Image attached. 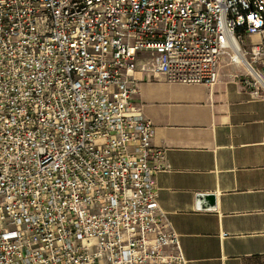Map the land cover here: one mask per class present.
I'll return each mask as SVG.
<instances>
[{
	"label": "built area",
	"instance_id": "2783aa9c",
	"mask_svg": "<svg viewBox=\"0 0 264 264\" xmlns=\"http://www.w3.org/2000/svg\"><path fill=\"white\" fill-rule=\"evenodd\" d=\"M234 49L264 76V0H0V264H187L134 74L211 86Z\"/></svg>",
	"mask_w": 264,
	"mask_h": 264
},
{
	"label": "crops",
	"instance_id": "0c3cea01",
	"mask_svg": "<svg viewBox=\"0 0 264 264\" xmlns=\"http://www.w3.org/2000/svg\"><path fill=\"white\" fill-rule=\"evenodd\" d=\"M223 63L211 86L136 72L134 104L153 128L151 144L165 150L157 200L187 264H260L264 96ZM199 194L215 197L214 211L196 209Z\"/></svg>",
	"mask_w": 264,
	"mask_h": 264
},
{
	"label": "rangeland",
	"instance_id": "374dc122",
	"mask_svg": "<svg viewBox=\"0 0 264 264\" xmlns=\"http://www.w3.org/2000/svg\"><path fill=\"white\" fill-rule=\"evenodd\" d=\"M246 41H247V42H251V43H253L254 41H256V38H253V39L251 40V38L248 37V38L246 39ZM244 48H245V50H249V46H248V45L245 46ZM245 59H246L248 62H251V58H250V55H249V54L245 55ZM223 60H224V63H223V66H224L223 69H224V70L231 71V73L236 74V75H238L239 77L245 76L246 78H250V79H251L252 76H250V75L245 71V69H244L243 66H241V65H232V64H230L229 61L226 59V57H223ZM255 69H256L257 71L260 70L259 67H258V68L255 67ZM261 87H262V86H261ZM259 94H261V95L264 96V88H263V87H262V88L259 87ZM260 264H264V259L261 260Z\"/></svg>",
	"mask_w": 264,
	"mask_h": 264
},
{
	"label": "water",
	"instance_id": "95a60500",
	"mask_svg": "<svg viewBox=\"0 0 264 264\" xmlns=\"http://www.w3.org/2000/svg\"><path fill=\"white\" fill-rule=\"evenodd\" d=\"M196 209L201 211H214L215 197L213 195H204V194L197 195Z\"/></svg>",
	"mask_w": 264,
	"mask_h": 264
},
{
	"label": "bare ground",
	"instance_id": "6f19581e",
	"mask_svg": "<svg viewBox=\"0 0 264 264\" xmlns=\"http://www.w3.org/2000/svg\"><path fill=\"white\" fill-rule=\"evenodd\" d=\"M235 59L237 60L238 64L244 67L245 71L251 75L255 80H257L258 84L264 88V76L259 72V71H252L250 68L247 66L246 62L247 60L245 57H242L237 54V49H234V55Z\"/></svg>",
	"mask_w": 264,
	"mask_h": 264
}]
</instances>
